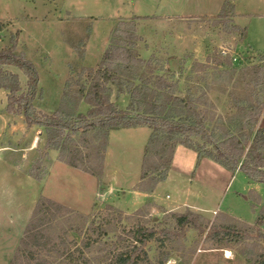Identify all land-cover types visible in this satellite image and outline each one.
Listing matches in <instances>:
<instances>
[{
    "label": "rangeland",
    "instance_id": "obj_1",
    "mask_svg": "<svg viewBox=\"0 0 264 264\" xmlns=\"http://www.w3.org/2000/svg\"><path fill=\"white\" fill-rule=\"evenodd\" d=\"M224 1L0 0V49L15 42L16 52L34 64L39 80L36 109L52 113L68 81L78 78L83 68L98 65L118 23L134 19L138 52L161 68L159 74L178 80L179 93L184 94L189 87L196 91V78L202 74L191 75V69H202L205 61L220 59L224 47L237 57L233 62L238 71L241 65L264 59V0H234L233 13L222 11ZM232 23L246 28L244 40L240 32L232 30ZM5 68L18 75L25 92L28 76L16 66ZM238 71L224 87L212 84L208 89L209 102L203 106L207 116H212L209 111L214 117L237 111L229 99L245 97L250 91L249 76ZM209 81L214 83L212 78ZM7 96L8 91L0 88V264L12 260L42 197L60 202L86 219L109 215L115 240L127 238L137 222L170 231L163 245L157 240L147 245L149 258L143 264L161 260L163 264H253L264 252V182L251 181L242 170L231 172L209 158L197 166L196 152L180 145L166 180L157 185L154 194H143L138 188L150 134L147 126L110 132L98 176L65 164L58 160L57 151L49 150L38 167L43 179L37 180L29 173L44 150L45 137L42 129L29 126L23 115L6 112ZM113 100L122 107L129 101L127 95L118 100L113 96ZM87 109L83 103L79 111ZM259 126L264 128V119ZM188 210L200 215L195 217L198 222L208 224L205 231L196 225L176 227L172 213ZM66 219L55 231L56 240L60 243L63 239L74 249L82 244V237L73 230L65 235L62 226L80 224L81 216L74 214L68 223ZM212 223L232 228L229 234L209 237ZM63 250L48 257L51 264H60L57 255ZM86 254L95 258L103 253Z\"/></svg>",
    "mask_w": 264,
    "mask_h": 264
},
{
    "label": "trees",
    "instance_id": "obj_2",
    "mask_svg": "<svg viewBox=\"0 0 264 264\" xmlns=\"http://www.w3.org/2000/svg\"><path fill=\"white\" fill-rule=\"evenodd\" d=\"M234 10V0H225L222 11L233 13ZM231 27L245 39V27L236 23ZM137 35L134 19L121 20L113 29L98 65L83 68L78 78L68 81L52 113H40L36 109L34 100L39 80L34 64L23 53L16 52L15 42L11 47L0 49V88L8 91L6 112L23 115L25 122L41 128L45 137L44 150L30 176L43 179L38 167L49 150L57 151L58 160L65 164L98 176L102 173L97 169L104 165L110 132L147 126L150 134L142 155L140 191L153 192L166 180L178 145L196 152L197 164L209 158L231 172L242 170L251 181L264 182V128L259 126L264 119V59L257 64L241 65L243 68L238 71L230 55L219 53L220 59L207 60L202 69L192 68L189 72L191 75L202 72L196 78V91L189 87L186 93L180 94L178 80L159 74L161 68H156L152 59L140 55ZM7 65L16 66L28 76L25 92L18 75L8 71ZM182 67L180 75L184 71ZM237 71L243 77L249 76L250 86L245 97L233 95L229 99L237 111L217 117L209 111L212 116H207L208 110L203 106L209 102L208 89L212 84L224 87ZM166 72L171 73L169 69ZM123 95L129 100L125 107L113 100V96L118 100ZM83 103L88 105L85 113L79 111ZM74 214L81 216L80 224H69L68 228L63 225L62 229L65 235L73 230L82 237V244L70 249L63 239L58 243L56 232L62 219L67 217L68 223ZM172 215L177 228L196 225L205 231L208 227L207 223L204 225L195 219L200 215L192 210ZM108 217L86 219L60 202L42 197L9 264H51L48 257L62 247L63 252L57 255L60 264H143L149 258L147 245L154 240L163 245L171 234L137 222L129 231L124 228L129 232L127 238L115 240L116 234L112 231L116 230L110 227L112 222ZM260 219L256 220L259 225ZM231 228L212 223L209 237L221 232L229 234ZM91 252L103 254L90 258L86 253ZM163 263V260L159 262ZM253 264H264V252Z\"/></svg>",
    "mask_w": 264,
    "mask_h": 264
},
{
    "label": "crops",
    "instance_id": "obj_3",
    "mask_svg": "<svg viewBox=\"0 0 264 264\" xmlns=\"http://www.w3.org/2000/svg\"><path fill=\"white\" fill-rule=\"evenodd\" d=\"M236 13V12H235ZM236 17H234V19H236L237 18V14L235 15ZM239 26H241V25H239ZM245 42V41H244ZM182 146V145H181ZM179 149H180V145H178L177 146V148H176V151H175V154H174V161H173V164H172V167H174V165H175V161H176V159H175V157H177L178 155V151H179ZM200 163V162H199ZM199 164H197V166H198ZM157 187V186H156ZM155 190H156V188H155ZM155 190L153 191V192H148V193H144L143 191L141 192V193H143V194H146V195H151V194H154L155 193ZM139 192H140V190H139Z\"/></svg>",
    "mask_w": 264,
    "mask_h": 264
},
{
    "label": "built area",
    "instance_id": "obj_4",
    "mask_svg": "<svg viewBox=\"0 0 264 264\" xmlns=\"http://www.w3.org/2000/svg\"><path fill=\"white\" fill-rule=\"evenodd\" d=\"M221 53L225 54V55L226 54L230 55L232 60H237V57L234 54H231L232 52H231V50L229 48H226V47L222 48Z\"/></svg>",
    "mask_w": 264,
    "mask_h": 264
},
{
    "label": "water",
    "instance_id": "obj_5",
    "mask_svg": "<svg viewBox=\"0 0 264 264\" xmlns=\"http://www.w3.org/2000/svg\"><path fill=\"white\" fill-rule=\"evenodd\" d=\"M2 126H3V119L0 117V133L2 131Z\"/></svg>",
    "mask_w": 264,
    "mask_h": 264
}]
</instances>
